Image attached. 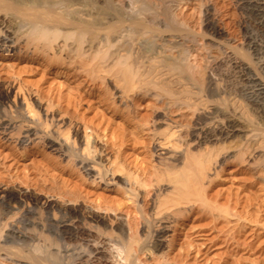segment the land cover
Here are the masks:
<instances>
[{"label":"rangeland","instance_id":"374dc122","mask_svg":"<svg viewBox=\"0 0 264 264\" xmlns=\"http://www.w3.org/2000/svg\"><path fill=\"white\" fill-rule=\"evenodd\" d=\"M33 1L0 0V14L5 16L15 37L9 48L1 47L0 42V117L5 116L11 123L4 130L0 127V195L9 191L16 200L9 204L11 218L7 215L9 219L5 216L3 220L19 229L15 219L24 209L33 208L32 215L40 227L46 204L50 219H57L59 211L66 209L72 219H78V225L104 243L98 264H264V147L255 145L264 138V107L254 105L264 101L249 89L252 83L247 81L240 65L246 63L250 74H255L264 84V20L261 15L245 10L237 0H182L171 12L170 19L186 31L184 41L168 37L159 40L147 35L136 37L133 51L138 56L133 55L144 63L154 57L163 58L156 52L165 42V46L172 48L170 60H177V49L186 46L190 53L182 64L196 80L199 94H194L195 97L204 94L200 90L204 88L205 76L212 77L223 100L218 96H202L206 102L202 101L216 104L215 99H219L222 104L217 105L227 115L240 120L239 130L230 136L224 134L221 122H208L205 126L214 134L210 140L200 144L190 140L188 145L180 146L176 142H162L161 134L151 137L142 125L153 111L162 114L169 106L154 96L159 89L150 82H140L137 76L134 78L137 81L132 83L128 77V82L122 81L114 59L99 60L94 52L89 56L77 52L72 58L67 57V47L61 37L47 44L48 40L28 36L24 14L34 8ZM92 3L95 7L106 4L108 9H98L96 13L88 10L91 16H103L105 22L113 25L116 19H111V9L118 6V1ZM206 22L212 24L213 30L206 27ZM103 25L108 24L103 22ZM109 35L113 47L110 46L108 52H115V31ZM250 43L257 45L256 53L250 50ZM208 47L215 55L208 52ZM27 103L37 111L35 124L27 125L23 117ZM193 108L175 110L169 115L176 123L188 124ZM29 125L32 126L25 135ZM62 134L75 144H70L72 153L50 146L48 140L59 141ZM184 134L185 128L180 132L185 138ZM83 135L90 136L89 153L92 154L89 157L93 160L89 162L100 166L102 178L83 168L84 162L76 156L77 151L82 150ZM207 151L216 156L200 175L197 184L200 196L189 195L190 200L169 208L172 212H168L162 245L151 253L148 250L150 239L143 238L141 227L144 229L148 215L155 217L158 201H167L172 196L169 191L173 190V185L161 174L163 164L176 160L180 166L187 154H195L200 159ZM73 153H76L74 157ZM154 175L160 179L161 189L165 187L156 195L150 191L154 188L142 186L149 184ZM63 192L73 196L74 202ZM151 201L154 203L149 206ZM153 225L156 228V224ZM34 235L40 246L51 244L39 251L48 257L44 264L67 263L59 259L50 233L44 229L34 230ZM136 239H141L140 247L135 244ZM119 245L124 248L117 250ZM1 257L0 262L10 264Z\"/></svg>","mask_w":264,"mask_h":264},{"label":"bare ground","instance_id":"6f19581e","mask_svg":"<svg viewBox=\"0 0 264 264\" xmlns=\"http://www.w3.org/2000/svg\"><path fill=\"white\" fill-rule=\"evenodd\" d=\"M93 1H96V0H92V2ZM101 1L106 3L109 0H101ZM117 1H118V6H114L113 9H111L114 13V14L112 13L111 19L113 18L116 20L114 21L113 25H112V22H110L111 25H109L110 24L109 22H105L104 19L101 18L103 16L96 17L95 15V17H93L91 16V12H90L91 10H94V12L96 13V10L98 9L102 11L103 10L106 11L108 9L105 7L106 4L101 5L102 7L101 6L95 7L94 6L95 3L93 5L91 0H34L33 1L34 8H31L26 14H24L25 19L27 20V24L29 26V27L27 26L28 28L27 33L29 34L27 35L28 36L32 35L33 39L36 38L37 40L39 39L43 41L48 40L47 44L48 42L50 44L51 41L57 40L56 38L61 37L63 38V43L67 47V50H65L66 48L64 49L65 51H67L66 52L67 57L72 58L74 54H76L77 52H80V54H83L85 56H87V54L89 56V53L94 52L95 56L96 57L98 56L99 60L105 59L106 61L108 59H111V60L114 59L115 65H118L119 67L118 71L120 70L119 73H121L122 81L130 80L132 83V81H137L134 79L137 76L140 82L141 80L144 81L145 83L147 82V84H149L148 82H150L155 88H158L159 92L154 94V96L159 97L160 103L162 101L166 105L169 104L168 108L166 106H165L166 108H164L167 111L164 110L162 114L158 113V111H153V114L151 115V117H149L145 121L143 120L144 122L142 123V125L144 126L146 132L150 133L148 135H150L151 137L155 135L159 136V134H161L162 142L163 141L167 143L176 142L180 146L181 144L188 145V142H190V140H192L193 142L197 141V144L206 142L210 140L214 134H212L213 132L211 133L208 127H206L205 125L206 123L211 122L213 120L219 121V123L221 122L220 124L224 128V132H225L223 133L227 136H230L235 131L239 130L240 125L238 121L240 120H237L233 116H230V114L227 115L222 110V108L217 105L218 102L221 103V100L218 101L219 99L218 100L215 99L216 104L212 103V101L209 104H205L206 98L202 99L204 96L206 97L207 96L209 97L218 96V98L220 99L223 98V96L220 94L221 90L219 91V89L216 87L215 81L214 79H212V77L205 76L204 88L202 89L203 92L202 90H200L201 88L198 89L201 91L202 94L203 93L204 94L198 95V97H195L194 94H199L198 92L196 93L197 91L196 90V87H197L196 80H194V78L189 73L186 72L185 66L182 64V62H184L185 58L190 53V50L186 48V46L185 47L180 46L177 49L176 51L177 54L175 56L176 58L174 57L177 60L168 59L172 54L171 53L172 48L169 47L170 45L165 46L167 43L165 41H164L165 45H163L164 47L162 46V49L156 52L159 54L160 57H163V58L158 59V57H156L155 59L154 57L152 58L151 61H148L146 63L140 62V59H138L139 61H137L135 58L137 54L133 51V43H135L137 36L142 37V35H147L148 37H151V36L156 37L159 40H164L165 37H168L170 39L178 38L183 41L186 39V37L184 36L186 31L185 30L183 31L182 28L177 27L176 26L177 24H173L174 23L173 20L171 21L170 19L172 18L170 17L172 15L171 12H173L174 8L178 4H180L182 0H117ZM191 1L192 0H185V2H191ZM237 1H239L241 7H243L245 10L247 9L250 12L254 13L255 15H259V16L261 15L262 20H264V0H237ZM151 3L153 6L151 5ZM88 10L90 11L88 12ZM97 18L98 19L101 18V19L98 20ZM100 20H103V21H100ZM103 22L104 24H108V25H103ZM205 25L206 27L210 28V30H213L212 24L206 22ZM184 26H186V23L184 24ZM62 28L63 29L66 28V30L61 31L60 29ZM3 31L4 33L2 34ZM111 31H115L114 46L115 45L116 46L113 48V51L115 52H112V51L108 52V48L110 46L113 47L112 46L113 43L111 42L112 38H110V35H109ZM182 31L184 33H182ZM174 32H177V33H174ZM68 39L71 41L69 43H66ZM0 42H1V47H4V48H9L10 45L15 42L14 33L12 32L11 28L9 29L6 23V20H5V16L1 14H0ZM102 47H105L103 51L101 50ZM249 48L252 52L258 51L256 44L250 43ZM207 49H208V52H210L211 54L212 53L214 54L213 52L214 50L212 51L211 47L210 49L209 47ZM246 50H249V49H246ZM133 53H135L136 55L134 54L135 55L134 56ZM249 60L251 59L249 58ZM240 65H241V69L243 70L244 74L247 75L246 76L247 81L252 83V86H250L249 89L255 92L256 96H258L260 99H262V101H264L263 82L260 83L254 76L255 74L253 75L250 74L249 72L250 68L248 69V66L246 65V63L240 64ZM117 72L115 73L117 74ZM127 77L128 79L126 80ZM193 89H195V91ZM143 93L147 95V92L144 91ZM202 100H204L205 102ZM254 105L255 106L258 105L259 107H264V102L263 103L256 102L254 103ZM189 107H194L193 108L194 113L192 114V119L191 121L188 122V124H185V123L183 124L182 122L176 123L172 121L173 118L172 116L169 115V113H172L175 110L181 111ZM160 110L162 109L160 108ZM183 112L184 111L180 112L179 115L182 114ZM24 113H25V116L23 114V117H25V121L28 122L27 125L30 123L35 124L36 116L38 114H36L37 111L35 112V110H33L32 107L29 105V103L25 104ZM4 117H2V115L0 117V127L3 130L6 129V127L9 128L11 124L9 122L10 120L8 118H7L8 120L5 119ZM14 117H16V115ZM157 125L158 126L161 125L163 127L158 129ZM31 126L30 125L28 126L27 130L25 131V135L28 134V132L30 131L29 128ZM183 128H185V134H184L185 138L183 137V135H180V132L182 131ZM88 135H83L84 144L82 145L83 147H82L81 152L78 153L77 151V154L79 155H76V153H73L74 155L73 154L72 155L73 157L75 155L78 156L80 158V161L84 162L83 168H85L86 170L94 171L100 178H102V172H101L100 166H97L96 165L97 163L95 162H89L93 160L91 159L93 157H89V154L91 152L89 153L90 136L88 137ZM57 141L58 140H56V142L54 140L53 141L48 140L49 144H51L50 146L53 145V146L58 147L59 150L67 151V152L70 151L72 153L70 144L72 146L73 142L71 143V141L69 140L67 136L63 137V134H62V137L59 138L58 142ZM162 142L160 143L162 144ZM259 144H261V146L264 147V138L257 144L255 143V145L257 146ZM189 154H187L184 157L185 161H183V163H181L180 166L176 164L175 162L176 160H172V163L163 164L164 169L161 171L163 172L161 174L164 175L167 181L169 180L171 182V184L173 185L172 186L173 190L169 191V194H172L169 200L158 201L156 210L154 212L155 217L150 218L148 215L149 217L148 219V217L146 216L147 219H144V225H143L144 229H142L141 227V231L144 232V235L142 234L143 238L150 239V246L148 250L151 253L162 245V239L166 231V223L167 221H169L168 215L169 213L172 212V211L169 212L170 210L169 208L171 206L181 203L182 201L190 200L189 195L200 196L201 190L200 188L197 187V184L200 181V175L205 165H207L212 160V158L216 156V154H214L213 152L211 153V151L205 152L200 159H198V157L195 154L193 156ZM252 156L254 155L252 154ZM262 162H264V156H263ZM162 178L163 177H161V179ZM150 180L151 182L149 181L150 182L149 184H145L142 182L143 183L142 186H144V188L145 187L146 188L151 187V189L154 188V190L152 189L153 191L150 190L151 193L154 195H156L155 193L160 194L162 190L165 188L163 187V189H161V187L158 185L159 184L158 180L160 179H158L155 176L154 179H150ZM65 194H64L65 197L67 195L68 196L70 195V194H67V192H65ZM0 196H2L0 199V257L2 256L5 260H8L10 264H44L45 263L48 257L45 256L47 257L45 259V257L41 253H39V251L40 249L43 251L44 247L46 248L48 247V245H51V244H48V245L46 244V246L45 245L40 246L37 242V239L35 238L36 233L34 235V230H43V229L46 232L50 233V238L52 237L54 238L53 240H55L56 242L54 249L56 253L57 252L59 253V254L57 253V255L59 256V259L61 257L67 260V263L65 262V264H80L77 262H81V264H98V261L102 257L101 248L103 247L104 243L101 240H97L96 238L94 239L93 238L94 236L90 234L88 231H86L83 228V226L81 227L80 225H78L79 224V223L77 224L78 219L77 220L72 219V217L70 216V213L66 209L65 211H59V215L57 219L56 218L50 219L49 208H48V205L46 204L44 207L45 210H43L45 214L44 221L42 222L43 224L40 227L38 226V223L37 224L35 223L36 221L34 220V217H33L34 215H32L33 208H28L27 210L24 209L23 212H21V214L19 215V217L15 219L16 225L18 224L19 226V229H17L13 225L7 224L6 220H3L5 216L6 218H8L7 215H9L11 211L9 204L16 200H14V197L9 191H4L3 194ZM71 198H73V196ZM73 202H74V198H73ZM153 203L154 201L149 202V206H151V204ZM166 203H170L171 205L167 206L165 205ZM90 219H91V216H90ZM2 220L4 221V223ZM92 221H95V220L92 219ZM138 222L136 223L138 224ZM153 223L156 224L155 225L156 228L154 227ZM117 225H120V223H118ZM3 228H5L4 231H3ZM131 237L132 236H130L129 238L130 241H132ZM120 242L122 243V241ZM134 242H136L135 244L140 247L139 244L141 243V239H138L137 241H134ZM52 243H54V241ZM117 244H119V242ZM52 246H54V244H52ZM129 247L130 246L128 245L125 248L126 252H128ZM118 248L119 250H122L124 247L122 248L121 245H119L117 247V250ZM134 250H136V248H134ZM48 251L50 252V250ZM37 252L41 254L42 256L38 255ZM124 254H125L123 256L124 260H127V254L126 253ZM130 261L131 260H129L128 262ZM0 264H3V263L0 262Z\"/></svg>","mask_w":264,"mask_h":264}]
</instances>
